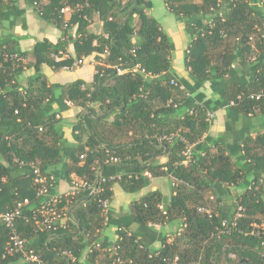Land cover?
I'll use <instances>...</instances> for the list:
<instances>
[{
	"label": "trees",
	"instance_id": "1",
	"mask_svg": "<svg viewBox=\"0 0 264 264\" xmlns=\"http://www.w3.org/2000/svg\"><path fill=\"white\" fill-rule=\"evenodd\" d=\"M25 1L42 20L61 31L56 44L37 42L31 54L21 53L14 38L0 42L2 55L18 54L23 59L4 62L0 58V214L29 200L15 221L26 249L33 251L40 264H264L259 228L264 222V187L255 178L234 200L232 213H223L226 188L241 181L245 172L233 165L224 149L201 143L208 128L203 107L178 113L185 93L171 85L172 45L159 24L144 13L149 4L144 0H128L123 5L118 0ZM252 3L165 0L168 11L184 20L193 37L185 54L189 77L197 85L216 80L224 104L244 115L264 112V99L255 100L264 92V7L256 10ZM64 8L71 11L69 20L62 14ZM15 10L14 0H0V19L4 12ZM95 18L102 23L99 33L88 30ZM69 44L74 57L56 61L68 52ZM93 55L92 83L74 81L61 88V96L81 108L74 128L77 147L65 164L66 177L74 173L94 184L98 193L62 197L55 207L66 214V226L48 230L33 220L36 216L41 221L38 211L43 199L36 197L29 168L19 164L38 162L43 176L50 178L47 170L62 159L61 120L56 113L49 114L53 94L41 67L69 69ZM136 66L144 74L134 71ZM235 67L246 70L248 81L234 80ZM27 69L35 74L24 86L18 77ZM172 133L180 134L185 142L157 139ZM245 143V159L260 163L250 154V143ZM187 145H193V162L184 167L182 154ZM110 158L118 163H106ZM161 158L166 161L158 163ZM145 172L150 178L143 176ZM162 177L174 184L170 203L161 210V194L150 192L130 206L131 218L139 227L180 220V233L171 242L163 239L156 251L127 230L119 231L115 243L103 246L102 203L111 202L113 186L136 194L151 179ZM210 195L215 197L210 199ZM237 200L245 214L229 235L218 237L215 229L221 221L230 220ZM199 207L211 208L213 216L198 213ZM8 241L9 231L0 223V264L23 262L19 255L3 257Z\"/></svg>",
	"mask_w": 264,
	"mask_h": 264
},
{
	"label": "crops",
	"instance_id": "2",
	"mask_svg": "<svg viewBox=\"0 0 264 264\" xmlns=\"http://www.w3.org/2000/svg\"><path fill=\"white\" fill-rule=\"evenodd\" d=\"M120 5L128 0H120ZM149 5L144 13L159 24L160 30L168 37L172 51L170 56L171 68L170 74L174 80L184 88L185 101L180 107L179 114L191 110L194 106L203 107L206 114L208 128L201 139V143L206 148L220 147L229 156L235 167L243 168L245 177L236 185L228 186L225 194L222 196V210L224 214H231L232 204L236 198L242 196L246 189L250 188L253 181L258 179V183L264 187V112L255 111L248 115L238 113L227 107L222 100L220 84L216 80L205 82L203 85H197L189 77V72L185 67V54L193 37L186 31L183 19L171 14L165 0H144ZM48 2L44 1V5ZM119 4V3H118ZM16 10L13 12H4V17L0 19V42L9 39H16L17 46L21 53L31 54L34 45L43 40L51 44H56L61 39V31L46 23L39 17L31 5L25 0H14ZM252 6L260 10V1L253 0ZM65 20H69L71 11L64 12ZM137 17L134 15V22ZM98 25V29L95 28ZM102 23L96 18L88 30L93 33L101 31ZM68 56L74 57L73 45H68ZM31 60L30 57L27 61ZM94 55L84 58L80 65L72 68H63L53 70L47 65L41 67V74L45 76L48 86L52 90V99L50 100L49 114L56 113L57 118L61 120L60 130L62 135L61 162L50 167L47 172L52 178L51 192L57 197H66L72 191V183L80 179L76 174L71 173L69 178L65 174V164L69 163L70 154L77 147V140L74 130L81 114V108L68 104L62 99L61 88L77 80H82L87 84L92 83L95 74ZM234 80L248 81L247 72L238 71ZM238 71V72H237ZM35 74L33 69H27L18 77V83L26 86L28 79ZM192 91H189V89ZM211 114L212 118L208 115ZM249 142L248 149L250 154L258 157L260 163H252L245 159V141ZM165 158L159 160L164 163ZM158 191L162 196V204L159 206L163 210L172 197V182L167 177L151 179L147 187L139 193L128 194L122 191L115 184L113 186V198L105 211V227L101 232V243L103 246H110L118 240L120 230H127L134 233L141 239L148 248L156 251L161 248L162 240L171 242L179 232L178 226L180 220L167 222L164 224L147 225L139 227L133 223L130 213V206L150 192ZM215 197L210 195V199ZM85 256L82 261H84ZM19 264H25L21 261Z\"/></svg>",
	"mask_w": 264,
	"mask_h": 264
},
{
	"label": "built area",
	"instance_id": "3",
	"mask_svg": "<svg viewBox=\"0 0 264 264\" xmlns=\"http://www.w3.org/2000/svg\"><path fill=\"white\" fill-rule=\"evenodd\" d=\"M36 5V3H35ZM261 7H264V0L260 1ZM70 11L69 8L62 9V14L66 11ZM68 52L64 54L61 58L56 57L55 60L59 61L65 58H68ZM0 58L3 59L4 62H20L23 60L18 54H4L2 55L0 53ZM82 63V60H78L76 62L77 65H80ZM111 69H115L119 73L125 72L124 70H120L118 67L113 66ZM134 71H139L141 74H144V71L140 69L138 66L134 68ZM171 85L178 88L180 91H184V88L181 84H179L176 80L171 81ZM19 91H22V89H18ZM264 99V92H261L260 94H257L255 96V100H262ZM70 104V102H68ZM209 118H212V115H208ZM157 139L159 141H165L168 143H173L174 141H182L185 142L184 138L178 134V133H172L169 135H162L157 136ZM193 145H187L186 149L184 150L182 157V165L184 167L189 166L193 162ZM83 158V156L81 157ZM14 162L19 163L16 159ZM106 163L110 164H116L118 163V159L116 158H110L109 161ZM20 165H25L29 168L32 178H33V185L36 187L35 194L36 197L43 199V202L40 204V209L38 211V214L41 218V221H38L36 219V216H33V220H35L36 224L40 227L46 228V229H53L56 230L57 228H64L66 225V214L61 213L57 210L55 207L56 204L60 201L61 197H57L52 194V178H47L43 176L39 163L30 161L26 164L19 163ZM144 177L150 178L149 173L145 172L143 174ZM119 179V177H117ZM174 186V184H172ZM89 192L91 194L98 193L97 187L86 181L85 179H77L74 183H72V191L69 195H74L79 192ZM29 204V200L25 199L22 202L18 203L17 206L8 212L1 213L0 214V223L9 231V241L5 247V251L3 254V257L9 256V255H19L24 263H35L40 264L39 258L33 253L32 250L26 249V242L24 239H22L18 233V230L15 226V221L20 218L22 209ZM235 208L233 210V215L230 218V220H223L220 222V225L215 229V234L220 237L223 235H229L236 227L237 222L242 219L243 215L245 214V207L240 204V201L237 200L235 202ZM108 206L107 202L102 203L103 210L106 211ZM160 208V207H159ZM198 213L204 214L211 218L213 216L212 210L209 207H199L197 209ZM260 229H262V245L264 246V222L260 224ZM243 232V231H242ZM180 233V231H179ZM243 234H245L243 232ZM99 247V245H97ZM116 248H113L112 250H115ZM111 250V249H110ZM177 261V258L174 259V262Z\"/></svg>",
	"mask_w": 264,
	"mask_h": 264
},
{
	"label": "water",
	"instance_id": "4",
	"mask_svg": "<svg viewBox=\"0 0 264 264\" xmlns=\"http://www.w3.org/2000/svg\"><path fill=\"white\" fill-rule=\"evenodd\" d=\"M120 2H121V1L118 0L119 5H120ZM98 27H99L98 25H95V28H96V29H98ZM79 231H80V230H79Z\"/></svg>",
	"mask_w": 264,
	"mask_h": 264
},
{
	"label": "rangeland",
	"instance_id": "5",
	"mask_svg": "<svg viewBox=\"0 0 264 264\" xmlns=\"http://www.w3.org/2000/svg\"><path fill=\"white\" fill-rule=\"evenodd\" d=\"M157 161H158V163H160L159 160H157Z\"/></svg>",
	"mask_w": 264,
	"mask_h": 264
}]
</instances>
